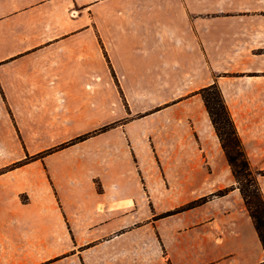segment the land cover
Wrapping results in <instances>:
<instances>
[{"label":"crops","instance_id":"obj_1","mask_svg":"<svg viewBox=\"0 0 264 264\" xmlns=\"http://www.w3.org/2000/svg\"><path fill=\"white\" fill-rule=\"evenodd\" d=\"M213 82L263 171L264 0H0V264L263 261Z\"/></svg>","mask_w":264,"mask_h":264},{"label":"trees","instance_id":"obj_2","mask_svg":"<svg viewBox=\"0 0 264 264\" xmlns=\"http://www.w3.org/2000/svg\"><path fill=\"white\" fill-rule=\"evenodd\" d=\"M197 92L203 101L210 122L214 128L219 143L224 151L227 163L231 169L236 188L239 190L245 208L252 220L254 229L264 251V196L260 190L257 179L259 175L264 174V170L256 171L251 168L218 85L213 82L212 84L199 89ZM103 130H105V128L99 129L97 131ZM89 135L90 134H86L77 137L73 141L61 145V147L82 140ZM37 157L39 156H28L24 160L17 162L14 166L21 165ZM230 189H232V187L217 190L208 196L188 202L187 204L165 212L160 216L171 215L192 208L201 204L212 196H222ZM256 264H264V260Z\"/></svg>","mask_w":264,"mask_h":264},{"label":"rangeland","instance_id":"obj_3","mask_svg":"<svg viewBox=\"0 0 264 264\" xmlns=\"http://www.w3.org/2000/svg\"><path fill=\"white\" fill-rule=\"evenodd\" d=\"M38 156H40V155H38ZM26 157H28V155L26 156ZM173 163V162H172ZM193 163H195V162H193ZM202 169L204 170V171H208V172H211L212 171V166L210 165V163H207V162H202ZM161 165H162V162H160V161H155V162H152V167H154V168H161ZM196 167L197 166H194V168L196 169ZM148 169H150V168H148Z\"/></svg>","mask_w":264,"mask_h":264}]
</instances>
